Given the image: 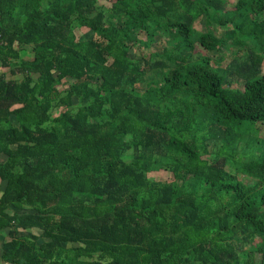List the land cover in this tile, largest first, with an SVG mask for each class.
I'll list each match as a JSON object with an SVG mask.
<instances>
[{
  "label": "trees",
  "instance_id": "16d2710c",
  "mask_svg": "<svg viewBox=\"0 0 264 264\" xmlns=\"http://www.w3.org/2000/svg\"><path fill=\"white\" fill-rule=\"evenodd\" d=\"M97 1L0 0V259L264 264V0Z\"/></svg>",
  "mask_w": 264,
  "mask_h": 264
},
{
  "label": "rangeland",
  "instance_id": "374dc122",
  "mask_svg": "<svg viewBox=\"0 0 264 264\" xmlns=\"http://www.w3.org/2000/svg\"><path fill=\"white\" fill-rule=\"evenodd\" d=\"M225 1H226V8H231L232 5L235 3L236 0H225ZM110 2H111V0H98L96 2V6L101 11L107 12L108 7L110 5ZM199 23H201V22H199ZM200 28H202V26L201 25H198L197 26V29H200ZM74 34L80 40H82V39H88L91 36V32L90 31H87L85 27L75 28L74 29ZM139 36H142V33H140ZM256 43L257 44L255 45V47L256 48H260V45L262 43L261 40H257ZM161 44H162L161 39L159 37H156L154 39V41L152 42V44H151L150 47H148L147 49H144V48L141 49V48H139V52H140V50L142 52H147V54L150 53V52H153V51L159 52L160 51V45ZM228 49L229 50L225 49L224 51L222 49L219 52V55L221 56V58H227L229 56V54H230L231 51L233 53H235L234 49H232V48H228ZM194 51H196V53L200 55L201 59L208 60L211 67H215L217 65L216 64V60L217 59H215V56H218V52L209 51V53H207L201 46H199L197 44L196 41L194 42ZM21 53H23V52H21ZM239 53H241V52H239ZM200 57H199V59H200ZM260 66L261 67L259 68V71L260 72H264V55H263V60H262V63H261ZM2 69L3 68H0V70H2ZM235 85H236V82L233 80L231 82V86H235ZM256 134L264 137L263 126H259V130H257V133ZM256 154H257V151H256ZM147 175L151 179H159V180H170L171 179L170 173L168 171H165V170L151 171V172H148ZM255 257H256V259L258 261V259L260 258V254L259 253H256L255 254Z\"/></svg>",
  "mask_w": 264,
  "mask_h": 264
},
{
  "label": "crops",
  "instance_id": "0c3cea01",
  "mask_svg": "<svg viewBox=\"0 0 264 264\" xmlns=\"http://www.w3.org/2000/svg\"><path fill=\"white\" fill-rule=\"evenodd\" d=\"M5 238V236H4ZM3 240V233L0 234V241ZM0 264H8L6 262H3L1 259H0Z\"/></svg>",
  "mask_w": 264,
  "mask_h": 264
}]
</instances>
